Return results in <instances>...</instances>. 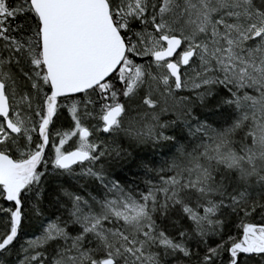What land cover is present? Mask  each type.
Masks as SVG:
<instances>
[{
	"label": "snow or ice",
	"instance_id": "snow-or-ice-1",
	"mask_svg": "<svg viewBox=\"0 0 264 264\" xmlns=\"http://www.w3.org/2000/svg\"><path fill=\"white\" fill-rule=\"evenodd\" d=\"M0 264H264V0H0Z\"/></svg>",
	"mask_w": 264,
	"mask_h": 264
}]
</instances>
